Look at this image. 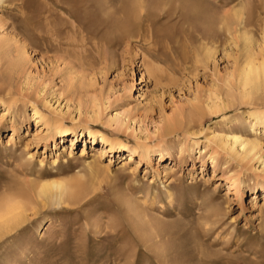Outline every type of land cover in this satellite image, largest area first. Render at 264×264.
Returning <instances> with one entry per match:
<instances>
[{"label":"rangeland","instance_id":"374dc122","mask_svg":"<svg viewBox=\"0 0 264 264\" xmlns=\"http://www.w3.org/2000/svg\"><path fill=\"white\" fill-rule=\"evenodd\" d=\"M83 1L0 3V203L24 212L0 264H264V87L242 103L238 83L264 0H203L210 40L183 0L136 22L137 0Z\"/></svg>","mask_w":264,"mask_h":264},{"label":"bare ground","instance_id":"6f19581e","mask_svg":"<svg viewBox=\"0 0 264 264\" xmlns=\"http://www.w3.org/2000/svg\"><path fill=\"white\" fill-rule=\"evenodd\" d=\"M11 1H13V0H0V3H5V5H6V3H12ZM81 1V0H80ZM83 1V0H82ZM88 1V0H87ZM93 4H94V0H90ZM113 0H101V2H100V4H99V6L100 7H102L101 8V10L103 9V10H105L106 9V7H107V9H106V12L105 13H107V11H108V7L110 8L111 6L109 5V6H107V4H110L111 2H112ZM138 1V0H137ZM136 1V2H137ZM182 1V0H181ZM203 0H183L182 1V4L184 5V7H182V8H184V10L186 9V13L188 14V15H191V16H193V17H196L197 19L199 18L200 20H201V18H203L202 20L203 21H205V23H206V20H209V21H211V22H213L212 21V18H209V17H211V16H207L206 15V7H208L207 8V10H209L210 8H209V6H206V3L204 4L203 2H202ZM72 2V0H70V3ZM84 2V1H83ZM136 2H133V4H132V8L134 9V11H135V14H134V16L132 15V17L134 18V21L136 22V21H139V20H137L138 19V16H139V13H138V9L140 8V7H142L143 6V4H141L139 1V3H136ZM141 2H142V0H141ZM157 2V1H156ZM143 3V2H142ZM73 5H77V6H79V8H80V6L81 7H83V8H85V9H90V7L93 5H91V3H88V2H86V3H80V2H77V3H72ZM97 4V3H96ZM138 4V5H137ZM140 5V6H139ZM182 5V6H183ZM98 7V6H97ZM180 7V6H179ZM10 8V7H9ZM93 8V7H92ZM117 8V7H116ZM156 8V7H155ZM82 9V8H81ZM141 9V8H140ZM212 9V8H211ZM68 10V11H67ZM66 11L68 12V14L69 15H71V9L69 8V9H67ZM103 10H102V12H103ZM114 11H115V9H114ZM120 11H122L123 12V9H120ZM211 11V10H210ZM98 12V11H97ZM182 12V11H181ZM207 12H209V11H207ZM235 12V11H234ZM213 13V12H212ZM236 13H237V10H236ZM239 13H240V11H239ZM238 13V14H239ZM124 14V18H117V21L119 22V23H122V25L120 26L121 27V29L119 30V32L120 33H122L125 37H128L129 39L130 38H132L135 34H134V31H132V27L130 28L129 27V25L130 24H128V21H127V19H128V17L130 16L129 14H130V12H129V14H125V13H123ZM133 14V13H132ZM182 14V13H181ZM237 14V15H238ZM184 15V14H183ZM187 15V16H188ZM214 15V14H213ZM212 15V16H213ZM232 15H234V13L232 14ZM215 17V16H214ZM213 17V18H214ZM233 17H235V15L233 16ZM233 17H231V18H233ZM209 18V19H208ZM113 19V18H112ZM237 19H238V17H237ZM237 19H236V21H237ZM240 19V18H239ZM238 19V20H239ZM114 20V19H113ZM201 20V21H202ZM226 20H228L227 18H226ZM115 21V20H114ZM202 21V23H203V25H202V28H201V34H202V38H204V39H206V40H210V39H212L215 35H217V33H216V29L217 28H215L216 26H214V28L215 29H213L212 27H213V24H211V26L210 25H208L207 23L206 24H204V22ZM209 21H207V22H209ZM235 21V22H236ZM113 22V21H112ZM142 22V21H141ZM241 22H243V20L241 21ZM106 23V22H105ZM239 23V22H238ZM249 23V22H248ZM246 24V23H245ZM245 24H243V25H241L242 26V28H240V29H245L246 27L244 26ZM250 24H251V22H250ZM253 24V23H252ZM206 25V26H205ZM208 25V26H207ZM225 25H226V23H225ZM227 25H229V23L227 22ZM235 25V24H234ZM261 25V24H260ZM232 26V25H231ZM231 26H230V28H231ZM247 26V25H246ZM243 27H245V28H243ZM250 27H253L252 25H250ZM12 28V27H11ZM224 28V27H223ZM222 28V29H223ZM229 28V27H228ZM135 29V28H134ZM225 29V28H224ZM248 29V28H247ZM261 29H263V27L261 28ZM13 30L14 31H17V32H19V30H20V27L18 26V24H13ZM95 30V29H94ZM99 30V29H98ZM226 30V29H225ZM235 30V29H234ZM137 31V30H136ZM220 31V30H219ZM230 32H232L231 30H229ZM227 32V31H226ZM251 32V31H250ZM114 33V32H113ZM262 33H263V41H262V43L260 44V46H259V44L258 43H256V41H255V39L252 37V36H250V38H248V37H246L245 36V34H247V32H245V31H243V33L241 34V35H243V37H244V39L246 40V41H248L245 45H246V54H245V58H244V62H243V64L241 65V67H240V70H239V72H238V83H239V87H240V91H241V95H242V98H241V102L242 103H248V102H250V99L253 97V93L254 92H256V91H258V90H260L262 87H264V32H263V30H262ZM229 34V33H228ZM11 35V34H10ZM14 35H16V34H14ZM1 36V35H0ZM26 36V35H25ZM255 36V35H254ZM12 37V36H11ZM137 37V36H136ZM218 37V36H217ZM6 38V37H5ZM13 38H15V37H13ZM4 38H2V40H3ZM11 39V38H10ZM10 39H8V40H10ZM121 39V38H120ZM133 39V38H132ZM0 40H1V38H0ZM7 40V39H6ZM5 40V41H6ZM7 40V41H8ZM12 40V39H11ZM15 41H17V38L16 39H14ZM19 40V39H18ZM128 40V39H127ZM214 40V39H213ZM213 40H211V41H213ZM130 41V40H129ZM10 42V41H9ZM9 42H7V43H9ZM19 41H17L16 43H18ZM22 42H24V41H22ZM202 43V42H201ZM13 44V43H12ZM18 44H20V43H18ZM12 46V45H11ZM20 46V49L21 50H19V51H22V53L23 54H25L26 53V50H25V48H24V44H20L19 45ZM18 46V47H19ZM6 46L4 45V48H5ZM25 47H26V45H25ZM7 48H8V44H7ZM10 48V47H9ZM12 49V47L10 48V49H7L8 50V52H10L9 50H11ZM212 49V48H211ZM3 52H4V50H3ZM6 52V51H5ZM21 53V52H20ZM19 53V54H20ZM208 53H210L209 51L207 52V54ZM11 54H12V52H11ZM11 54H10V56H11ZM206 54V55H207ZM1 55H3V54H1ZM0 55V56H1ZM208 55H211V54H208ZM4 56V55H3ZM7 56H9V55H7ZM21 56V55H20ZM20 56L18 57L19 59H20ZM13 57V56H12ZM11 57V58H12ZM16 57V56H15ZM14 57V58H15ZM69 57V56H68ZM5 59V58H4ZM17 60V59H16ZM2 61V60H1ZM18 61V60H17ZM14 63V62H13ZM16 66V65H15ZM218 110V105L217 106H213V107H209V111H211V112H214V111H217ZM33 114H36V116H38V119L40 120V121H43L44 122V124L47 126V127H56L57 126V124H56V122H53V123H51V124H49L48 123V121L47 120H45L44 119V117L39 113V111L38 110H36V109H34V113ZM256 115V114H255ZM260 121V119L259 118H257L256 119V122H259ZM88 136L90 137V138H92V137H94L95 136V132H92V131H89L88 132ZM74 138L75 137H73L72 136V138H71V141H74ZM231 140H232V142H233V146L236 144V143H238L239 145H241V148L242 149H244V148H246V147H249V148H252V149H254L255 147H256V145H255V141H253V142H250V141H248V140H241L240 139V137H238V136H235V135H232L231 136ZM101 141L103 142V143H105V146L103 147V148H101V151L100 152H98L99 154H98V157L100 158L105 152H106V150L107 151H109V150H111V149H114V140L113 139H111V138H109V137H106V136H101ZM116 142V141H115ZM225 146V145H224ZM224 146H223V148H224ZM233 146H231V147H229V150H231V151H233ZM251 149V150H252ZM143 150V149H142ZM144 152V151H143ZM145 153V152H144ZM128 157H129V160H131V159H133L132 158V155L129 153L128 155H127ZM56 162V160H53V163H55ZM52 187H57V188H61V189H63L62 187H61V183H57L56 181H53V182H51V183H42V185L40 186V190L41 191H50L51 189H52ZM49 188H51L50 190H49ZM253 189V188H252ZM15 191V190H14ZM60 193H61V191H60ZM14 195V194H13ZM16 195V194H15ZM47 195V194H46ZM20 197V196H19ZM23 205H22V203L20 204V202H14L13 200H5L4 202H1L0 203V239H1V237H3L2 235L3 234H6L7 232L9 233V231L11 230V231H13L14 229H16L17 227H19L20 226V224L23 222L22 221V218H23V214H24V212H23ZM153 226H151V228H152ZM152 232V231H151ZM155 232V231H154ZM158 232V231H157ZM7 233V234H8ZM146 233V232H145ZM156 235V234H155ZM147 237V236H146ZM145 238V237H144ZM161 238V237H160ZM145 240V239H144ZM143 241V240H142ZM146 241H147V239H146ZM161 243V242H160ZM144 244H145V242H144ZM168 244V243H167ZM166 245V244H165ZM151 248H154V247H152V246H150ZM147 248H149V247H147ZM166 249V248H165ZM168 249V248H167ZM153 250V249H152ZM164 250V249H163ZM159 252H160V250H159ZM158 251H157V255H159L160 253H159ZM165 252V251H164ZM118 254H119V252H117ZM116 253V254H117ZM121 253V252H120ZM154 254H155V252H153ZM162 253V252H161ZM168 253V252H167ZM163 254V253H162ZM121 255H122V253H121ZM120 254L118 255L119 257L121 256ZM117 255H116V257H118ZM119 259V258H118Z\"/></svg>","mask_w":264,"mask_h":264}]
</instances>
